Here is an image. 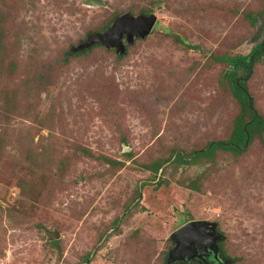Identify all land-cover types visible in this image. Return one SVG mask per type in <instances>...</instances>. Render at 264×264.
I'll list each match as a JSON object with an SVG mask.
<instances>
[{
    "label": "rangeland",
    "instance_id": "obj_1",
    "mask_svg": "<svg viewBox=\"0 0 264 264\" xmlns=\"http://www.w3.org/2000/svg\"><path fill=\"white\" fill-rule=\"evenodd\" d=\"M87 2L0 0V264H163L192 220L217 224L234 264H264V131L240 156L172 159L228 138L239 106L210 56L251 50L260 25L242 11L264 0ZM140 8L158 25L121 60L104 47L64 58ZM246 86L264 116V57Z\"/></svg>",
    "mask_w": 264,
    "mask_h": 264
},
{
    "label": "trees",
    "instance_id": "obj_2",
    "mask_svg": "<svg viewBox=\"0 0 264 264\" xmlns=\"http://www.w3.org/2000/svg\"><path fill=\"white\" fill-rule=\"evenodd\" d=\"M154 5H156L158 8L160 7L159 1H153L150 2ZM264 10V9H263ZM262 10V11H263ZM260 12L259 16L261 17L264 13ZM131 9L128 12L129 15L131 16H136V15H150L154 14L152 8H140L138 10L137 14L131 13ZM243 13V18L247 21L249 26L254 27L257 24V19L258 15L257 13L251 12V11H242ZM263 13V14H262ZM122 13H115L111 16L109 21L102 25L99 29L95 31H89L87 32L86 36L81 40L80 42L84 41L88 35L91 34H96V33H101L105 29H107L112 22L118 18ZM259 17V18H260ZM157 18L156 22L152 28L154 30L155 26L157 27ZM151 30V32H152ZM150 32V33H151ZM172 38L182 45L185 48H190V49H196L194 45H191L186 42L185 39L180 37L177 34L171 33L168 31ZM255 34V33H254ZM254 34L252 38L254 37ZM150 35V34H149ZM148 35V36H149ZM147 38H143L144 40ZM139 38H133L132 44L135 41L138 40H143ZM259 41V42H258ZM257 42V43H256ZM256 42H252L255 45L251 48V50L246 54V55H212L211 60L217 63H223L228 67V70L225 72L226 79H227V84L230 89L231 96L233 99L236 101L237 105L239 106V112L235 116L233 123H232V128L230 130V133L228 135V138L224 140H215V141H209L202 149L191 151L190 153L187 154V156H184L183 154L179 152H174L175 156L172 158L176 163L179 164H187L190 161H195L196 159H199V153H202L203 151H206L210 149L213 145L215 146H223L225 147L223 149L224 152H230L234 153L238 156L243 155V153L246 151V149L250 146L252 143L253 139L255 138V135H258L259 138L261 139L262 133L264 131V116L260 115L259 113L256 112V109L254 108V99L252 95L248 92L247 86H246V81L247 79L251 76L253 72V68L255 67L256 64H258L261 59L264 57V37L261 38V40H257ZM123 44L125 48V52L123 54H118L117 55V60H121L124 58L127 52V44L125 41V36H123ZM1 46V45H0ZM99 47H104L99 44H94L90 48L80 50L77 52H72L71 48L69 52L65 53L64 58L67 60L69 56H80L84 55L90 51H92L94 48H99ZM105 48V47H104ZM114 50V49H113ZM115 52V50H114ZM252 57V59H251ZM237 81V83H236ZM219 147H215L217 150ZM86 153H89L88 151H85ZM127 155V154H126ZM173 156V154H171ZM160 168V165H156L153 167V172L154 175L156 174L157 170ZM195 189V187H194ZM214 224L216 227L217 224L215 222H211ZM182 225L185 224L184 222L181 223ZM221 236H223L221 234ZM223 252V250H222ZM168 254V252H167ZM167 254L165 255V260L163 261V264H166L167 262ZM224 254V252H223ZM225 255V254H224ZM225 259L229 260V264H234L238 261L237 258H232L229 259L226 255L224 256ZM87 260V259H85Z\"/></svg>",
    "mask_w": 264,
    "mask_h": 264
},
{
    "label": "water",
    "instance_id": "obj_3",
    "mask_svg": "<svg viewBox=\"0 0 264 264\" xmlns=\"http://www.w3.org/2000/svg\"><path fill=\"white\" fill-rule=\"evenodd\" d=\"M87 1L90 4H101L100 0ZM155 22V14L131 16L124 13L103 32L88 35L84 41L71 48V51L77 52L90 48L94 44H99L107 49H114L116 54H123L125 52L123 36H125L127 44H130L134 37L143 39L150 34ZM258 24L260 27H264V14L258 19ZM260 33L261 28H258L251 41L256 42ZM262 45L264 46V44ZM208 226H214V224L193 220L181 225L170 237L173 247L167 254L166 264H174L176 261H189L197 255L198 251L204 254L209 249L210 252L215 253L214 249L220 237L207 233L205 227ZM43 230L48 240L57 238V232H52L47 228Z\"/></svg>",
    "mask_w": 264,
    "mask_h": 264
},
{
    "label": "flooded vegetation",
    "instance_id": "obj_4",
    "mask_svg": "<svg viewBox=\"0 0 264 264\" xmlns=\"http://www.w3.org/2000/svg\"><path fill=\"white\" fill-rule=\"evenodd\" d=\"M261 28V33L259 40H261L262 37H264V27ZM259 42V41H258ZM193 221V220H192ZM207 233L212 235H218L220 238L216 243V248L214 249L215 253L208 251L204 252V254H201L199 251L197 252V255L193 256L192 259L189 261H176L174 264H229V260L225 259V255L222 252V249L220 247V243L222 242L223 236H221L220 232L217 231V227L215 226H208L205 227ZM221 260V261H220Z\"/></svg>",
    "mask_w": 264,
    "mask_h": 264
}]
</instances>
